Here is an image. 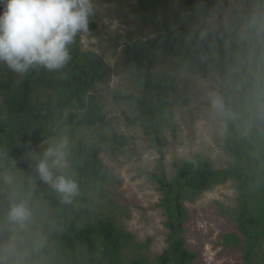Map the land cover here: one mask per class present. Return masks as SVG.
I'll return each mask as SVG.
<instances>
[{"label":"rangeland","instance_id":"obj_1","mask_svg":"<svg viewBox=\"0 0 264 264\" xmlns=\"http://www.w3.org/2000/svg\"><path fill=\"white\" fill-rule=\"evenodd\" d=\"M250 3V0H223L214 14L202 18L199 14L202 9L183 6L179 0H159L157 4L147 0L149 12L142 17L139 0H94L96 11L90 18L94 27L89 28L90 32L78 35V50L96 52L107 68L112 70L122 58L125 44L182 24L188 30L185 34H190L189 31L195 30L202 22L210 27L242 31L253 15L248 13ZM194 12L198 15L187 23L186 20ZM168 23L171 28L165 26ZM152 58L151 75L165 72L177 84L168 98L171 123H158L161 127L158 132L162 136L158 141L159 149L146 132L137 102L126 97L127 94L139 96L142 89L139 80L144 70L134 67H125L119 73L110 75L108 86L95 92L101 96L100 103L104 104L106 116L111 119L108 124L85 127L68 123L67 115H64L58 121L60 125L53 136L47 140L48 147L61 137H66L69 141V160L76 143L100 144L98 157L109 167L110 173L105 182L90 181L85 194L82 197L78 194L76 206L81 207L79 223H96L109 218L124 235L114 254L103 260L95 257L97 264H130L133 261L139 264H163L158 256L168 245V229L164 224L166 215L161 205L163 191L155 175L163 173L165 182H169L176 174L175 164H181L195 155L208 158L215 169H225L234 162L226 146L230 124L228 106L242 100L245 87L231 78L223 81L216 75L207 78L196 76L183 67L177 56L158 49L153 50ZM49 73L57 75L56 72ZM5 74L14 77L16 87L19 75L0 65V76ZM46 92L43 90V97ZM213 94L223 98L224 114L212 108L210 97ZM254 125L261 127V130L251 127L252 130L248 131L260 132L263 138L250 145L249 150L245 148L240 152L238 165L242 179L230 172L225 181L215 183L195 196L181 198L187 209L183 222L184 247L193 254L189 264H264V124L253 121ZM246 128L245 118H239L235 129L240 143L247 142L244 135ZM120 137L126 138L125 143L119 142ZM246 151L250 152L252 158ZM22 165L25 168L0 171V177L5 174L14 177L11 185L4 184L0 179V190L8 187L14 192L23 187V182L35 181L34 175L28 174L29 167L36 166L35 157L32 156ZM23 173L26 174L25 178ZM241 181H248L246 188L244 182L241 188ZM243 192L251 196L245 209L259 219L258 225L256 221L250 226L255 225L253 229L261 230V234L257 231L260 234L258 237L250 240L254 243L250 249L244 246L247 235L235 220V214L243 211L239 199ZM246 196L243 195L242 201L246 200ZM29 205L33 215L27 226L20 229L6 222L9 235L0 245L14 237L16 258L20 259L21 264H57L55 254L59 245L51 237L56 227L47 221L53 215L51 207L40 198ZM38 220L45 222L43 230L37 224ZM229 232H234L238 240L226 242L224 234ZM32 239L36 244H45L46 252L31 254L29 243ZM83 254L84 259L80 264H89L86 258L88 253L83 250Z\"/></svg>","mask_w":264,"mask_h":264},{"label":"trees","instance_id":"obj_2","mask_svg":"<svg viewBox=\"0 0 264 264\" xmlns=\"http://www.w3.org/2000/svg\"><path fill=\"white\" fill-rule=\"evenodd\" d=\"M139 1V11L143 17L149 12L150 5L147 4V0ZM179 1L183 6L202 9L199 13L202 18L214 14L223 3V0ZM250 1L248 13L253 15L242 31L210 27L208 23L202 22L195 30L189 31L190 34H185L188 30L186 25L182 24L164 32L154 33L149 38H138L125 44L124 54L112 70L107 68L102 57L96 52H79L77 36L71 48V61L56 72V76L50 75L44 69L30 71L23 77L19 76V82L14 87L13 76L1 75L0 171L13 170L15 167L25 168L22 163L30 160L32 156L36 161L47 148V140L53 136L60 125L58 121L64 115H67L68 123L85 127L108 124L111 119L106 116L104 104L100 103L101 96L95 92L98 89H105L110 75L119 73L125 67L144 70L139 80L142 85L140 95L127 94L126 97L137 102V110L144 119L146 132L159 149L158 141L162 136L158 132L161 128L158 123L160 125L171 123L172 113L168 98L177 84L165 72L151 75L154 49L177 56L183 67L196 76L207 78L216 75L223 81L231 78L245 87L242 100L228 106L227 118L230 124L226 146L234 157V162L225 169H215L208 158L195 155L186 158L181 164H175L176 174L169 182H165L163 173L155 175L163 191L161 205L166 215L164 224L168 229V245L158 256L159 261L163 264H189L193 254L184 247L183 222L187 216V209L183 206L181 198L195 196L213 184L225 181L230 172L240 178L241 167L238 165L241 160L240 152L245 151V148L249 150L250 145L263 138L260 132L248 131L252 128L261 130L259 126H252L253 121L264 124V0ZM158 2L159 0H153L154 4ZM197 15L195 12L192 13L186 22L193 21ZM169 25L168 23L165 26ZM93 27L94 25L89 23V28ZM43 90H47L44 97ZM241 117L245 118L247 124L244 132L247 137L246 143L244 141L240 143L235 129ZM125 141L126 138L120 137L119 142ZM99 151V142H78L71 149V167L67 172L76 180L80 197L85 194L90 181L105 182L110 173L109 167L98 157ZM249 153L247 152L252 158ZM28 174L34 175L36 179L23 182L20 190L13 192L8 187L0 190V244L9 235V229L5 224L11 200L24 198L30 201L29 204H33L40 198L51 207L53 213L47 221L56 227V231L50 235L59 245L55 254L57 264H80L84 259L83 250L88 253L86 258L89 264H97L96 256L103 260L115 253L124 234L116 228L111 219H100L96 223L88 221L79 223L81 207L76 206L78 194L72 203H64L59 193L40 180L36 166H30ZM25 177L26 174L23 173V178ZM243 182L246 188L248 181H241V188ZM243 195L246 196L245 192L239 198L243 211L235 214V220L238 227L247 235L244 246L250 249L254 245L252 239L258 237L261 230L253 229L255 225L250 226L256 221L258 225L259 219L245 209L251 196H246L243 203ZM37 224L41 230L44 229L45 222L38 220ZM224 239L229 242L238 240V237L234 232H229L224 234ZM29 245L31 254L41 255L47 250L45 244H36L33 239ZM130 264L139 263L133 261Z\"/></svg>","mask_w":264,"mask_h":264},{"label":"clouds","instance_id":"obj_3","mask_svg":"<svg viewBox=\"0 0 264 264\" xmlns=\"http://www.w3.org/2000/svg\"><path fill=\"white\" fill-rule=\"evenodd\" d=\"M0 65L23 77L30 71L62 70L72 59L71 48L78 35L90 32V18L95 14L94 0H0ZM212 108L224 114L221 96L210 97ZM69 141L61 137L50 144L36 159L40 180L60 194L62 202L70 204L78 194L76 180L70 169ZM4 184L14 183L5 174ZM27 199L11 200L7 222L23 229L32 218ZM0 264H21L15 254V238L0 245Z\"/></svg>","mask_w":264,"mask_h":264}]
</instances>
